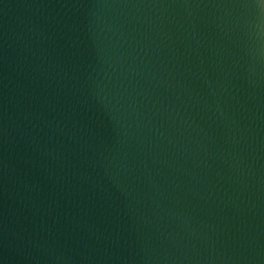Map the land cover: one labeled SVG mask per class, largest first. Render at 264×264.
<instances>
[{"label":"water","instance_id":"1","mask_svg":"<svg viewBox=\"0 0 264 264\" xmlns=\"http://www.w3.org/2000/svg\"><path fill=\"white\" fill-rule=\"evenodd\" d=\"M0 264H264V0H0Z\"/></svg>","mask_w":264,"mask_h":264}]
</instances>
